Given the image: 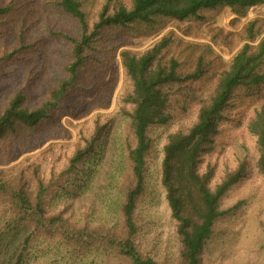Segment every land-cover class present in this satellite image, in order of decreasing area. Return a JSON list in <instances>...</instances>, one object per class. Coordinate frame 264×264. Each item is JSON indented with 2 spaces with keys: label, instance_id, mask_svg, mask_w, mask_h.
I'll return each instance as SVG.
<instances>
[{
  "label": "trees",
  "instance_id": "16d2710c",
  "mask_svg": "<svg viewBox=\"0 0 264 264\" xmlns=\"http://www.w3.org/2000/svg\"><path fill=\"white\" fill-rule=\"evenodd\" d=\"M261 4L264 0H0V204L10 212L11 235L23 230L22 245L34 237L58 238L77 258L96 251L130 264H161L141 248L139 205L152 131L164 127L160 184L176 223L175 264H202L218 220L241 203L223 206V196L250 170L264 175V18L243 26L245 41L227 61L213 47L219 28L209 26L212 42L184 35L194 33L192 22L214 20L222 7L245 16ZM171 24L183 36L171 28L143 49L125 46ZM120 75L114 118L101 110L109 107ZM244 105L254 106L246 120L256 144L254 162L243 159L216 175L210 160L203 167L204 155L226 124L245 117ZM113 118L121 124L113 223L89 220L85 212L83 220H72L64 207L51 208L48 191L64 187V177L75 178L95 157ZM72 126L76 138L62 172L44 179L34 161L5 167L44 139L70 137Z\"/></svg>",
  "mask_w": 264,
  "mask_h": 264
},
{
  "label": "rangeland",
  "instance_id": "374dc122",
  "mask_svg": "<svg viewBox=\"0 0 264 264\" xmlns=\"http://www.w3.org/2000/svg\"><path fill=\"white\" fill-rule=\"evenodd\" d=\"M256 17L264 18V4L249 8L245 16H239L229 6H225L211 22L203 24L192 22L194 33L184 35V38L198 42H212L210 33L208 34L209 26L219 28L221 35L218 37L222 39L218 37L216 39L215 32L213 47L219 56L227 61L245 41L240 39L243 26ZM171 28L183 36L181 31L171 24L159 35L134 37L132 44L125 46L143 49ZM216 40L219 41L216 43ZM119 70H122L120 64ZM122 85L123 78L120 75L109 107L101 110L114 113V118L119 113L117 96ZM253 108L254 106L244 105L245 117L241 121L237 120V123L224 126L222 134L216 138L212 152L204 155L203 167L210 160L215 164L217 175L225 167L235 168L243 159H246L245 163L254 162L256 144L246 129V120L250 117ZM90 115L75 122L82 121ZM68 119L63 116L61 121L67 123ZM71 132L70 137L66 139L62 137L44 139L37 147L19 153L5 167L11 165L16 168L23 167L34 161L39 165L38 170L42 178H52L55 174L52 172H62L68 161V155L74 147L77 127L72 126ZM152 132L154 142L148 157L146 192L139 205L141 225L139 242L141 248L161 264H175L179 254V239L176 223L170 216L164 190L160 184V162L167 131L164 127H159L154 128ZM120 134L121 124L114 119L104 136V146L96 148L95 157L76 173L75 178L64 177V187L50 188L47 195L51 202L50 206L53 205L51 208L64 207L72 220H83L85 212L89 220L113 223L119 200L117 184L121 180L119 175L121 162L118 160ZM223 139L225 146L221 149ZM250 172L249 176L234 183L223 196L221 201L223 206H230L238 200H241V203L234 212L218 220L216 234L203 251L202 264H264L262 224L264 223V175L257 168ZM216 178L214 176V179ZM5 204H0V264H130L128 260L117 254L107 255L96 251L90 252L86 257L77 258L71 250L59 242L58 238L34 237L28 244H24L23 248L25 233L23 230L22 232L18 230L15 236L11 235L10 227L6 226L10 212Z\"/></svg>",
  "mask_w": 264,
  "mask_h": 264
},
{
  "label": "clouds",
  "instance_id": "9594fccd",
  "mask_svg": "<svg viewBox=\"0 0 264 264\" xmlns=\"http://www.w3.org/2000/svg\"><path fill=\"white\" fill-rule=\"evenodd\" d=\"M252 7H254V6H252Z\"/></svg>",
  "mask_w": 264,
  "mask_h": 264
}]
</instances>
